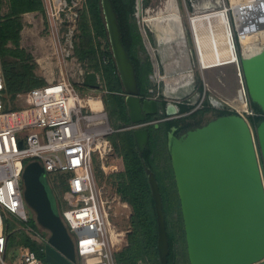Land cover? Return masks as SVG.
Instances as JSON below:
<instances>
[{"label": "water", "instance_id": "obj_1", "mask_svg": "<svg viewBox=\"0 0 264 264\" xmlns=\"http://www.w3.org/2000/svg\"><path fill=\"white\" fill-rule=\"evenodd\" d=\"M142 0H139L141 5ZM112 53L125 90V101L142 156L149 143L148 125L181 115L179 102L160 109L157 97L140 92L136 65L123 40L114 0H101ZM254 61L255 94L247 62L244 72L252 100L264 111V53ZM242 63V64H241ZM152 75V74H151ZM152 77V76H151ZM152 90V89H151ZM160 113L167 117L158 119ZM153 115V120L148 116ZM128 127V126H127ZM175 138L178 143L175 145ZM169 149L184 217L191 264H264V120L254 130L241 113L218 115L182 136L169 133ZM158 221L160 264H169L170 241L163 197L154 170L146 164ZM46 171L39 160L23 171L24 194L37 221L50 231L45 244L48 264H76L72 233L56 208Z\"/></svg>", "mask_w": 264, "mask_h": 264}, {"label": "built area", "instance_id": "obj_2", "mask_svg": "<svg viewBox=\"0 0 264 264\" xmlns=\"http://www.w3.org/2000/svg\"><path fill=\"white\" fill-rule=\"evenodd\" d=\"M216 1L231 11L229 25L237 52L236 42L242 43L243 37H248L245 30L254 28L252 20L264 16V0ZM240 18L251 22L241 29ZM5 90L0 72V264H48L26 246L13 263L6 258L9 248L5 218L11 214L29 220L23 171L31 160H39L46 173L63 174L69 185L64 195L69 206L61 213L76 243V264H115L114 253L128 244L126 231L118 227L117 221L130 219L132 207L119 193L98 181L97 167L108 170L114 151L110 135L116 131L103 92L84 95L63 76L19 91L13 102L5 96ZM87 98L96 99L98 104L84 101ZM6 100L9 109L5 108ZM136 127L133 124L127 128ZM29 230L45 238L39 229Z\"/></svg>", "mask_w": 264, "mask_h": 264}, {"label": "trees", "instance_id": "obj_3", "mask_svg": "<svg viewBox=\"0 0 264 264\" xmlns=\"http://www.w3.org/2000/svg\"><path fill=\"white\" fill-rule=\"evenodd\" d=\"M8 2L10 5L9 12L4 14L3 6L5 0H0V47L4 50L5 48L3 47H5L9 40H13L15 43L19 42L20 14L27 11L44 10L43 0H8ZM148 3L149 0H143L144 5H148ZM114 4L119 14L124 43L136 65L140 92L143 96H153L151 89L154 84L151 74L154 67L150 57L145 55L147 49L135 16L136 0H114ZM78 27L80 30V42L76 47L77 53L82 60L87 59L95 71L93 73L88 72L84 83H78L77 86L82 91L97 87V71L102 72L104 85L107 88V91L103 93V99L111 123L116 128V131L110 135L114 151L109 178L113 182V190L127 200L132 207L130 217L132 229L128 233V244L114 253L116 263L137 264L142 260L146 264H160L157 247V211L144 164L145 160L146 164L156 174L163 197V207L170 241L168 262L169 264H191L187 248L181 199L168 144L169 131L177 121L194 118L203 111H214L217 116L238 112L227 106L219 109L213 108L209 103H206L207 105L204 106V109H197L184 117L164 119L159 122L158 126L156 122H153L148 125L150 132L149 143L141 156L135 139L134 128H127V125L132 124V122L125 101L123 83L112 53L101 0H86V10L79 20ZM101 38H105L106 40L107 51L99 49L102 44ZM100 53H102V56ZM103 57H106L107 63L101 62ZM3 62L5 66L10 67L12 65V70L15 72L12 77L17 81L14 82L17 88L10 92L13 83L10 80L5 82L7 88L6 95L9 96L12 102L19 91L45 84L43 80L33 75L28 65L21 64L19 67L13 65L7 59H3ZM4 81H6L5 77ZM22 81L27 84L21 86ZM200 88L202 89V86ZM159 97L162 99L159 107L164 110L166 100L163 94H160ZM248 100L253 111V114H250L249 118L256 129L264 120V111L259 103L252 100L251 97ZM15 106L16 104L13 103L14 108H16ZM5 108L9 109L7 100ZM180 108L182 113L191 110L193 107L184 102L180 104ZM165 117H167L165 113L159 114V118ZM153 119V115L148 116V120ZM64 187L66 190V185ZM171 221H173L175 228L171 227ZM9 225L5 219L8 248L15 227L13 224ZM21 236V244L32 251H36L37 246H39L42 250L40 257L44 256L43 249L45 242L40 243L24 231H21ZM177 242H179V247L176 245ZM179 253L182 255L181 258L178 257Z\"/></svg>", "mask_w": 264, "mask_h": 264}, {"label": "rangeland", "instance_id": "obj_4", "mask_svg": "<svg viewBox=\"0 0 264 264\" xmlns=\"http://www.w3.org/2000/svg\"><path fill=\"white\" fill-rule=\"evenodd\" d=\"M170 1L171 0H149L148 5H144L142 0L140 5L139 0H136L135 16L147 49L145 55L150 57L154 67L151 75L154 84L152 88L153 96L157 97L163 94L167 101L174 103L177 101H184L192 105L193 109H204V106L208 103L211 107L217 109L227 106L241 113L248 120L255 132V127L249 118V115L253 114L248 100L251 96L243 70H241L242 77L240 75L238 62H227L210 67H203L199 63L189 15L195 13L198 9H202L200 6L206 0H174V4L182 15V27L184 28L185 36H181L180 33H177L175 38H171L172 40H160L157 37V32L159 31L156 26L157 24L154 25L155 21H147V18L162 10L170 9V6L167 4ZM213 2H215V0H213ZM43 3L44 10L27 11L20 14L19 21L21 26L19 30V42L15 43L13 40H9L5 47H3L5 50L0 47V72L5 77V82L10 80V82L13 83L10 92L17 88L16 83H14L17 81L12 77L15 74L12 70V65H10L11 68L5 66L3 59L9 60L13 65L19 67L21 64L28 65L33 75L43 80L45 83L52 79L62 78L63 76L69 79L77 89L78 83H84L87 73H93L95 71L94 67L87 59L82 60L80 58L76 50L80 42V30L78 25L80 18L86 10V0H43ZM9 6L8 0H5L3 6L4 14L9 12ZM223 7L224 6H222V8ZM229 14L231 15V11H229ZM262 23L263 24L251 30L248 28L245 30L248 31V35H256L257 37L255 40L258 41L260 45H264V38L259 35L260 32L264 31V19ZM163 25H167L168 27L167 21H164ZM239 28L242 27L239 25ZM101 43L99 49L101 51H107L105 38H101ZM236 49L240 61L241 57H243L244 48L239 41L236 42ZM100 55L102 56V53H100ZM187 74L193 75V81L190 85H181V87L175 91L167 87V83H174L183 76H187ZM97 81L98 86L95 88H89L86 91L78 90L84 95L90 92L105 93L106 88L102 72L100 71H97ZM25 84L27 83L24 81L21 82V86ZM243 84L247 97V111L236 109L233 103V100L238 97L239 89L243 88ZM200 86H202V89ZM5 96L7 97L6 94ZM216 116L214 111H203L194 118H187L184 122L185 126L175 135L178 137L182 136V134H185L189 129L195 126H201ZM131 125H133V123L127 126ZM112 156L113 153L109 158L107 171L101 169V167H97L98 181L100 184L105 185L108 190H113V182L109 178ZM45 179L52 189L56 208L61 211L63 207H68V203L64 200L65 192L69 189L65 176L60 173H46ZM65 185L66 190L64 189ZM27 208L29 214L28 221H22L13 217L11 214H9L10 217L6 218L7 224L15 225V232H12L14 234L11 237L9 250L6 255L10 263H13V261L18 258L19 253L25 250V245L21 244V231L26 232L40 243H44L45 240L47 241L50 236V231L37 221L36 212L28 203ZM171 222V227L175 228L173 221ZM117 225L121 230L126 231V239L128 240V233L132 229L130 219L124 218L118 220ZM35 226L45 235L46 239L29 232V227ZM127 230L129 231L127 232ZM45 244L43 249L44 256L41 258L46 260ZM126 245L127 244L124 246ZM176 245L178 246L179 242H177ZM41 252L42 250L37 246L35 253L40 257ZM178 257L181 258L182 255L179 253ZM114 261L115 264H117L116 260ZM137 264H146V262L141 260ZM256 264H261V262H256Z\"/></svg>", "mask_w": 264, "mask_h": 264}, {"label": "bare ground", "instance_id": "obj_5", "mask_svg": "<svg viewBox=\"0 0 264 264\" xmlns=\"http://www.w3.org/2000/svg\"><path fill=\"white\" fill-rule=\"evenodd\" d=\"M172 1L173 0H171V2L169 3H172ZM216 3L217 1L213 2V0L205 1L200 6L202 9H198L195 13L189 15V21L195 41L197 56L199 59V63L203 67H210L227 62L239 61V56L235 50L232 38L233 29L229 25L230 16L229 12L227 11L228 9L225 7L222 8L223 5L221 4L220 6H218ZM262 18L264 19V16L252 20L254 23V27L263 24ZM147 21H155L154 25L157 24L156 26L159 30L157 32V37L160 40L169 41V39L175 38L177 33H180L181 36H185V31L182 27V15L175 5L170 9L162 10L160 12H157L156 14L150 15L147 18ZM164 21H167L168 27L167 25H163ZM248 22L251 21L243 22V19H239L238 24L240 25V27H242L243 24ZM259 35L264 38V31L260 32ZM256 37V35L249 34L247 38L243 37L241 44L244 48L243 58L247 62L249 74L251 75L250 77L253 84V91L255 92V94H260L262 93L260 91V88L258 90L254 85V69L252 67L254 66V61L257 60L256 58L264 53V45H260L259 42L255 40ZM192 81L193 75L187 74V76H183L182 78L176 80L174 83H167V87L170 90L175 91L180 88L181 85H190ZM238 92V97L233 100L234 106L238 110L247 111L248 104L245 91L243 88H241ZM84 101H88L90 103H93L94 105L98 104V101L93 98H87ZM175 140L176 145L179 141L177 138H175Z\"/></svg>", "mask_w": 264, "mask_h": 264}, {"label": "flooded vegetation", "instance_id": "obj_6", "mask_svg": "<svg viewBox=\"0 0 264 264\" xmlns=\"http://www.w3.org/2000/svg\"><path fill=\"white\" fill-rule=\"evenodd\" d=\"M160 96V95H159ZM159 96H157V100H158V104H160L161 102H162V99L159 97ZM165 99V98H164ZM166 100V104L168 103V101H167V99H165ZM179 102V105L181 104V103H184V101H178ZM223 108V107H222ZM195 110H197V109H191V110H189V111H187V112H180V114L181 115H178V116H174L173 118H181V117H184V116H186V115H189V114H191L192 112H194ZM158 119H161V118H158ZM161 121H163V120H161ZM186 121V120H185ZM185 121H183V120H180V121H177V123L176 124H174L172 127H171V129H170V131H169V133L170 132H174L175 134L176 133H178L179 132V130L180 129H182L184 126H185ZM210 121V120H209ZM206 124V123H205ZM204 125V124H203ZM202 126V125H201ZM196 127H198V126H195L194 128H196ZM183 135V134H182Z\"/></svg>", "mask_w": 264, "mask_h": 264}, {"label": "crops", "instance_id": "obj_7", "mask_svg": "<svg viewBox=\"0 0 264 264\" xmlns=\"http://www.w3.org/2000/svg\"><path fill=\"white\" fill-rule=\"evenodd\" d=\"M206 1H210V0H206ZM171 2V1H170ZM205 2V1H204ZM203 2V3H204ZM169 6H170V8H172V7H174V0L172 1V3H167ZM176 6V5H175ZM177 7V6H176ZM101 62H105V63H107L108 62V60L106 59V57H103L102 59H101ZM6 218H8V217H6ZM5 218V219H6ZM16 218V217H15ZM35 229H38V228H36V227H34ZM14 230H15V228H14ZM13 230V231H14Z\"/></svg>", "mask_w": 264, "mask_h": 264}]
</instances>
